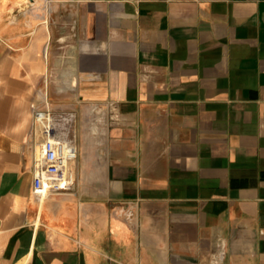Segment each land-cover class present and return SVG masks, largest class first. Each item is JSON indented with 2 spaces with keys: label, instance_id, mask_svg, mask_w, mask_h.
I'll use <instances>...</instances> for the list:
<instances>
[{
  "label": "crops",
  "instance_id": "0c3cea01",
  "mask_svg": "<svg viewBox=\"0 0 264 264\" xmlns=\"http://www.w3.org/2000/svg\"><path fill=\"white\" fill-rule=\"evenodd\" d=\"M0 264H264V0H0Z\"/></svg>",
  "mask_w": 264,
  "mask_h": 264
},
{
  "label": "built area",
  "instance_id": "2783aa9c",
  "mask_svg": "<svg viewBox=\"0 0 264 264\" xmlns=\"http://www.w3.org/2000/svg\"><path fill=\"white\" fill-rule=\"evenodd\" d=\"M34 116L37 122H48L45 128L48 137L35 155V174L32 186L33 194L44 200L70 189L73 183L67 176L68 164L77 160L78 150L74 140L67 133L64 136L56 134V130L49 124L51 119L49 112L34 107ZM56 144L65 146L59 150L61 155H58Z\"/></svg>",
  "mask_w": 264,
  "mask_h": 264
},
{
  "label": "bare ground",
  "instance_id": "6f19581e",
  "mask_svg": "<svg viewBox=\"0 0 264 264\" xmlns=\"http://www.w3.org/2000/svg\"><path fill=\"white\" fill-rule=\"evenodd\" d=\"M76 114V113H75ZM75 116V115H74ZM44 128H46V127H44ZM47 136V135H46ZM41 137V136H40ZM43 138V137H42ZM76 143H77V141H76ZM56 147H57V150H58V155H61V153L59 152V150H61L62 149V147L61 146H59V144H57L56 145ZM40 156V155H39ZM69 165L70 164H68V169H69ZM68 175H69V173H67Z\"/></svg>",
  "mask_w": 264,
  "mask_h": 264
},
{
  "label": "rangeland",
  "instance_id": "374dc122",
  "mask_svg": "<svg viewBox=\"0 0 264 264\" xmlns=\"http://www.w3.org/2000/svg\"><path fill=\"white\" fill-rule=\"evenodd\" d=\"M57 145V144H56ZM59 146H61L62 148H64L65 146L63 144H59ZM69 176V175H68Z\"/></svg>",
  "mask_w": 264,
  "mask_h": 264
}]
</instances>
